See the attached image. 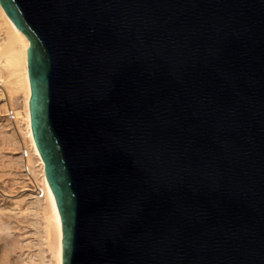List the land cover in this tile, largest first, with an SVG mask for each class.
<instances>
[{"label": "water", "instance_id": "95a60500", "mask_svg": "<svg viewBox=\"0 0 264 264\" xmlns=\"http://www.w3.org/2000/svg\"><path fill=\"white\" fill-rule=\"evenodd\" d=\"M0 4L63 264H264V0Z\"/></svg>", "mask_w": 264, "mask_h": 264}, {"label": "bare ground", "instance_id": "6f19581e", "mask_svg": "<svg viewBox=\"0 0 264 264\" xmlns=\"http://www.w3.org/2000/svg\"><path fill=\"white\" fill-rule=\"evenodd\" d=\"M30 46L29 39L18 30L0 4V115L8 114L10 110L16 114V123L13 124L14 127L8 133L3 131L5 125L0 124V154L2 153L4 157H0L4 160V162H0L4 164L5 168L2 169V164L0 172H5L4 175L15 176L14 170H16L17 161L10 154L11 150H13V145L15 148L16 145L18 148L19 146H26L30 152L29 164L33 167L34 176L38 183L45 188V196L40 200L27 191L25 182L14 178L15 185L23 183L25 185L20 186V192L17 194H14L16 189V191L12 190L6 194H0L3 197L0 201L8 200L10 202L9 206L0 204V231L9 234L14 229L13 226L22 225L25 226L26 230H30L29 233L32 238L29 237L31 241L29 240V243L26 244L27 254L21 255L27 257L24 261L22 260V264H63L62 218L55 193L47 178L46 164L37 146L32 127L30 108L32 89L28 56ZM6 119L9 122L8 117ZM15 148L14 150H16Z\"/></svg>", "mask_w": 264, "mask_h": 264}, {"label": "rangeland", "instance_id": "374dc122", "mask_svg": "<svg viewBox=\"0 0 264 264\" xmlns=\"http://www.w3.org/2000/svg\"><path fill=\"white\" fill-rule=\"evenodd\" d=\"M5 116L7 117V114H2V116L0 115V117L3 118V119L0 118L1 119L0 124L5 125V129L3 128V131L8 133L14 127V125L10 121L8 122ZM6 126H8V127L6 128ZM13 139L15 140L16 138H13ZM7 141H8V139H7ZM10 141H11V139H10ZM8 143H10V142H8ZM14 146L15 145H13V148L11 147L13 149V150H11V153L8 151L7 152L12 154V156H14L15 161H17V166L15 167L16 170H14L15 176H12L10 174H9L10 176L8 174L4 175L5 172H0L1 174L3 173V175H0V180H1L0 181V192H1L0 194H6L8 191H12V190L14 191L15 189L17 191L15 190L16 192H14V194L15 193L17 194L20 192V189H19L20 186H23L25 184L23 183L21 185H15L14 181H13L14 178L19 179L22 182L26 183V179L24 178L23 173H22V159H21V155H20V150H21L20 148L21 147L18 145L19 146V148H18L16 145V148H15ZM14 148L16 150H14ZM2 155L3 154L1 153L0 157L4 158ZM16 157H17V160H16ZM2 158H0V161L4 162V160H2ZM1 162H0V166L3 164ZM18 162H20L19 165H18ZM1 167H2V169H5L4 164ZM25 187H26V185H25ZM1 198H3V197L0 196V199ZM4 198H7V197H4ZM0 204H3L4 206H9L10 202L8 200H4V201H0ZM13 227H14V229L10 232L11 234L10 233L6 234L4 231H0V262H1L0 264H22L24 259L27 258L26 255L23 257L21 255L24 253L27 254L28 250H27L26 244L29 243V240L31 241L30 238H32V236L30 237V235H31L29 233L30 230H26L24 225L18 226V227L13 226ZM27 240H28V242H27ZM20 242H22V244L24 242V244L26 246H23L24 244L22 245V244H20ZM23 247H24V249H23Z\"/></svg>", "mask_w": 264, "mask_h": 264}, {"label": "built area", "instance_id": "2783aa9c", "mask_svg": "<svg viewBox=\"0 0 264 264\" xmlns=\"http://www.w3.org/2000/svg\"><path fill=\"white\" fill-rule=\"evenodd\" d=\"M7 117L12 124L16 123V114L13 110L8 111ZM20 155L22 158V173L26 179V189L41 200L45 196V188L38 183L34 176L33 167L29 164L30 152L26 146L21 147Z\"/></svg>", "mask_w": 264, "mask_h": 264}]
</instances>
